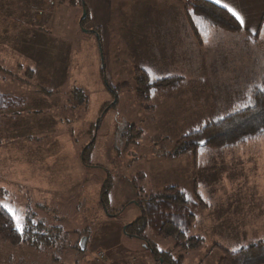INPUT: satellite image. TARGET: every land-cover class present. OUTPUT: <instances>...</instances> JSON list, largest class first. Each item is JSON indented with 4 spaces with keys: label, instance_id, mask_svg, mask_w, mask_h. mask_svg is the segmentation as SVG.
Segmentation results:
<instances>
[{
    "label": "rangeland",
    "instance_id": "1",
    "mask_svg": "<svg viewBox=\"0 0 264 264\" xmlns=\"http://www.w3.org/2000/svg\"><path fill=\"white\" fill-rule=\"evenodd\" d=\"M70 1L0 0V94L15 103L0 111V206L17 229L38 221L58 237L39 248L0 238V264H155L124 226L140 214L136 200L165 185L193 204L185 238L199 244L175 246L147 229L157 250L217 264L223 249L263 238L264 135L221 151L172 152L190 126L236 110L264 74V25L253 38L199 29L191 0ZM93 36L118 92L104 87L109 96L91 120L79 74L87 68L75 76L70 59ZM140 71L181 80L139 99Z\"/></svg>",
    "mask_w": 264,
    "mask_h": 264
},
{
    "label": "trees",
    "instance_id": "2",
    "mask_svg": "<svg viewBox=\"0 0 264 264\" xmlns=\"http://www.w3.org/2000/svg\"><path fill=\"white\" fill-rule=\"evenodd\" d=\"M74 1L71 0L70 2L73 3ZM79 1L81 2V0ZM189 3L191 11L188 12V17L193 20L192 15L196 16L199 29L206 25V27L211 28L212 26L222 31L244 33L240 23L226 9L208 0H191ZM84 10L83 18L87 14L86 9ZM192 25V31L197 35V28L194 23ZM140 73L139 85L137 86L139 99L147 98V93L151 91L173 88L181 80L179 76L151 79L146 72L140 71ZM100 75L104 87L115 97L118 92L117 87H113L107 82L102 65ZM13 100L8 95L0 94V111L4 113V110L14 108ZM263 135L264 74H261L255 81L245 86L242 101L236 110L223 116L202 119L197 124L190 126L181 134L172 153L197 151L201 145L210 150L221 151ZM88 151L89 147H86L80 154V160L83 164H86L84 154L87 155ZM100 204L101 207L104 206L102 202ZM192 205L186 200L178 186L165 185L156 193L136 200L140 214L124 226V233L142 241L144 247L151 250L155 264H183L182 256L174 257L169 251L157 250L147 240L144 232L150 229L160 237H172L176 241L175 246L193 247L199 244L197 238H185L195 218L191 210ZM21 225L22 229H17L10 213L4 207H0L1 239L13 244L26 243L35 248L52 246L58 239L54 234L51 236V234L45 233L46 227L42 222L25 220ZM47 230L48 233L52 232L51 229ZM189 240L191 242H188ZM217 264H264V237L257 242L240 246L234 251L223 249V256Z\"/></svg>",
    "mask_w": 264,
    "mask_h": 264
},
{
    "label": "crops",
    "instance_id": "3",
    "mask_svg": "<svg viewBox=\"0 0 264 264\" xmlns=\"http://www.w3.org/2000/svg\"><path fill=\"white\" fill-rule=\"evenodd\" d=\"M208 1L226 9L227 11L229 7L233 8L244 21L242 24L234 16V18L240 23L242 32L249 35L251 38L255 37V35L258 36L264 25V0H220L219 3L217 0ZM225 5H227V7H225ZM153 28L154 27H152V29ZM189 29L191 30V28ZM84 40L85 43L82 47V53H80V51L78 53V49L72 51L70 65L73 68V71H76L75 76L79 73L78 68H87L79 74H81V77L84 78V80H87V82H82L81 84L86 86V83H88L90 87V90L86 89L90 93V106H87L86 118L89 116L92 120L96 114L95 108L97 107L98 109L101 107L109 94L100 81V58L98 48L96 49V46H100L99 37L93 36L87 39L83 38V41ZM71 76H73V74ZM73 78L75 79V77ZM97 94H100L101 97L98 98Z\"/></svg>",
    "mask_w": 264,
    "mask_h": 264
},
{
    "label": "snow or ice",
    "instance_id": "4",
    "mask_svg": "<svg viewBox=\"0 0 264 264\" xmlns=\"http://www.w3.org/2000/svg\"><path fill=\"white\" fill-rule=\"evenodd\" d=\"M217 2L219 3L220 2V0H217ZM225 7H227V5H225ZM228 11L233 15V16H235L236 17V19L238 20V21H240L242 24H243V19L241 18V16L233 9V8H228ZM0 207H4L5 209H6V206H0ZM7 210V209H6ZM10 211V210H9ZM17 227H18V229H22V225H20L19 223L17 224Z\"/></svg>",
    "mask_w": 264,
    "mask_h": 264
},
{
    "label": "built area",
    "instance_id": "5",
    "mask_svg": "<svg viewBox=\"0 0 264 264\" xmlns=\"http://www.w3.org/2000/svg\"><path fill=\"white\" fill-rule=\"evenodd\" d=\"M45 232H47V231H45Z\"/></svg>",
    "mask_w": 264,
    "mask_h": 264
}]
</instances>
